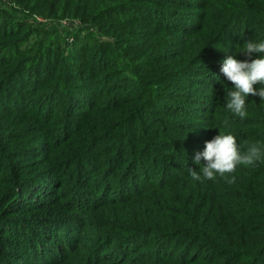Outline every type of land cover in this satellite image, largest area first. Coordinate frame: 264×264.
Listing matches in <instances>:
<instances>
[{"label": "trees", "instance_id": "trees-1", "mask_svg": "<svg viewBox=\"0 0 264 264\" xmlns=\"http://www.w3.org/2000/svg\"><path fill=\"white\" fill-rule=\"evenodd\" d=\"M250 40L264 0L0 1V264H264V159L189 173L219 131L264 145L221 72Z\"/></svg>", "mask_w": 264, "mask_h": 264}, {"label": "clouds", "instance_id": "clouds-1", "mask_svg": "<svg viewBox=\"0 0 264 264\" xmlns=\"http://www.w3.org/2000/svg\"><path fill=\"white\" fill-rule=\"evenodd\" d=\"M248 57L258 54V58L240 61L231 55L222 61L221 72L233 85L227 93L226 108L235 116L244 119L247 116L246 97L259 96L264 100V41H248L241 51ZM260 85L259 89L255 86ZM201 158L205 161L199 170L189 169L191 179L201 181L202 178L214 181L217 176L227 179L229 184L235 182L238 166H254L264 159V145L259 141L247 143L244 151L230 132L219 131V134L205 142L204 150L196 152L194 163L200 165ZM231 178H228V177Z\"/></svg>", "mask_w": 264, "mask_h": 264}, {"label": "rangeland", "instance_id": "rangeland-1", "mask_svg": "<svg viewBox=\"0 0 264 264\" xmlns=\"http://www.w3.org/2000/svg\"><path fill=\"white\" fill-rule=\"evenodd\" d=\"M0 1L7 2L8 0H0ZM31 18H34L35 23H44L49 29H54V31H59V32H61L60 29L63 26H65L66 28H70V29L77 28L79 26L77 21H74L71 19H65V20H62L60 23H56L55 21H52L51 19H48V18L46 19L38 15H33L31 16ZM94 29L95 28H93V30ZM68 40H71V39L69 38Z\"/></svg>", "mask_w": 264, "mask_h": 264}]
</instances>
